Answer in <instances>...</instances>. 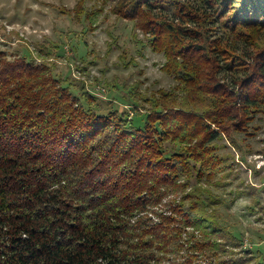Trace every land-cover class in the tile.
Here are the masks:
<instances>
[{
	"label": "trees",
	"instance_id": "trees-1",
	"mask_svg": "<svg viewBox=\"0 0 264 264\" xmlns=\"http://www.w3.org/2000/svg\"><path fill=\"white\" fill-rule=\"evenodd\" d=\"M111 10L174 84L107 83L122 93L107 101L57 77L45 49L39 62L0 50V264H262L219 225L212 189L238 166L228 146L264 127V0Z\"/></svg>",
	"mask_w": 264,
	"mask_h": 264
},
{
	"label": "rangeland",
	"instance_id": "rangeland-1",
	"mask_svg": "<svg viewBox=\"0 0 264 264\" xmlns=\"http://www.w3.org/2000/svg\"><path fill=\"white\" fill-rule=\"evenodd\" d=\"M77 2L0 0V50L9 58L24 55L39 62L45 49L57 77L67 80L72 89L82 82L85 89L107 101L122 95L111 92L107 83L120 90L136 83L148 93L173 86L174 81L161 70L163 56L150 50L140 32L134 37L132 23L111 10L119 0H85L87 10H100L81 22L59 12L73 9ZM237 141L239 151L228 144L238 165L230 184L212 189L221 200L218 222L242 241V249L259 255L264 264V127L256 137ZM246 186L255 192L246 191ZM238 187L244 194L231 202Z\"/></svg>",
	"mask_w": 264,
	"mask_h": 264
}]
</instances>
